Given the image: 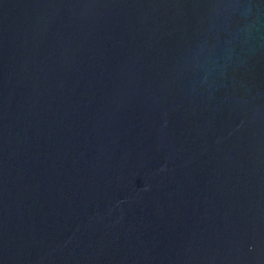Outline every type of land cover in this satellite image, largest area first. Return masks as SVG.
Wrapping results in <instances>:
<instances>
[{"label":"water","instance_id":"1","mask_svg":"<svg viewBox=\"0 0 264 264\" xmlns=\"http://www.w3.org/2000/svg\"><path fill=\"white\" fill-rule=\"evenodd\" d=\"M0 264H264V0H0Z\"/></svg>","mask_w":264,"mask_h":264}]
</instances>
